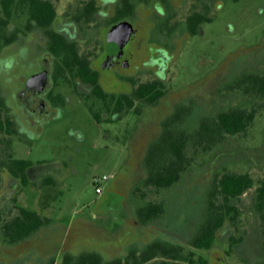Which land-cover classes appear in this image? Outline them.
I'll return each instance as SVG.
<instances>
[{"label":"rangeland","instance_id":"obj_1","mask_svg":"<svg viewBox=\"0 0 264 264\" xmlns=\"http://www.w3.org/2000/svg\"><path fill=\"white\" fill-rule=\"evenodd\" d=\"M205 17L198 33H183L168 56L173 68L167 86L173 91L140 123L133 114L113 122L103 117L98 123L87 103L72 96L61 117L46 126L33 146H16L21 157L43 160L44 172H53L57 184L55 190L46 188L43 214L50 221L36 234L17 242L0 236V264H61L64 255L75 259L85 253L107 262L155 236L186 241L203 221L214 182L223 172H249L256 182L264 180V109H259L246 130L226 135L208 150L189 146L191 165L174 185L157 189L145 184L147 148L159 138L167 112L185 106L188 112L178 128L191 133L204 117L260 104L235 80L244 72L264 71V0H219ZM143 26L151 28L152 23ZM104 174L111 178L104 183V193H97L94 179ZM255 187L234 200L240 208L237 222L219 228L210 250L194 251L207 264L262 260L263 222L252 209ZM26 194L30 205L31 191ZM149 201H163L164 212L142 224L137 208ZM12 212L17 210L13 207Z\"/></svg>","mask_w":264,"mask_h":264},{"label":"flooded vegetation","instance_id":"obj_2","mask_svg":"<svg viewBox=\"0 0 264 264\" xmlns=\"http://www.w3.org/2000/svg\"><path fill=\"white\" fill-rule=\"evenodd\" d=\"M218 2L0 0L1 237L10 240L8 225L18 217L23 218L24 208L44 219L46 188L55 190L57 184L53 172H44L43 160L21 157L16 146H33L46 126L61 117L72 96L80 103H87L98 123L103 117L113 122L127 114H133L140 123L144 114L173 91L167 86L173 68V60L169 62L168 56H172L170 53L181 35L197 34L207 20L205 15ZM148 21L152 23L151 28L140 27ZM157 86L163 94L156 99L153 95ZM180 106L166 113L159 138L148 145L144 158L146 176L150 147L161 140L165 128H178V122L188 112L185 106ZM178 111L181 119L175 120L173 117ZM27 191L33 197L30 205ZM35 203L41 206L36 207ZM13 207L17 210L15 214ZM137 214L142 224L160 218L144 220L139 208ZM189 239L166 242L155 236L116 259H121V264L160 263L167 257L141 255L149 245L160 242L170 251H191L202 261L203 257L194 251L205 249L192 247Z\"/></svg>","mask_w":264,"mask_h":264},{"label":"trees","instance_id":"obj_3","mask_svg":"<svg viewBox=\"0 0 264 264\" xmlns=\"http://www.w3.org/2000/svg\"><path fill=\"white\" fill-rule=\"evenodd\" d=\"M235 84L242 88L243 93L248 97L260 100L259 106L251 108L237 106L221 110L215 115L202 118L196 129L187 134L181 127L165 128L161 140L150 147L146 159L148 175L145 184L153 185L157 189L174 185L179 181L182 172L191 165L192 157L189 156V146H194L198 151L201 149L200 147L202 150H208L222 141L226 135L242 132L252 124L259 109H264V71L244 72L236 78ZM162 94L163 90L157 86L153 98L157 99ZM173 118L181 119V112L178 111ZM253 187H255V192L252 198V209L263 222L264 251V180L256 182L249 172L225 171L217 177L206 206L204 219L195 234L189 239V244L194 248L210 249L218 236L219 228L231 220L234 223L237 222L240 208L234 203V200L239 199ZM139 210L144 220L158 218L164 212L163 201L150 202L145 207H140ZM48 221H50L48 217L41 219L39 216L37 218L35 211L24 208L23 218L18 217L8 225L11 231L9 241L17 242L25 239L42 223L45 224ZM236 242V239L232 240L233 244ZM163 249L167 251H162ZM141 255L143 257L159 255L167 257L157 264H183V260L194 264H207L205 259L198 261L196 255L191 251H170L168 246L160 242L149 245ZM61 264H121V259L104 262L98 259L94 253H85L75 259L64 255ZM255 264H264V253L262 260Z\"/></svg>","mask_w":264,"mask_h":264},{"label":"built area","instance_id":"obj_4","mask_svg":"<svg viewBox=\"0 0 264 264\" xmlns=\"http://www.w3.org/2000/svg\"><path fill=\"white\" fill-rule=\"evenodd\" d=\"M111 177L107 174H104L99 177H95L94 184H95V190L97 193H102L105 189L104 183L107 182Z\"/></svg>","mask_w":264,"mask_h":264}]
</instances>
